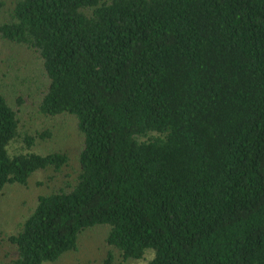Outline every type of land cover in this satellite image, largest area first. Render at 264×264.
I'll return each mask as SVG.
<instances>
[{
  "label": "trees",
  "instance_id": "obj_1",
  "mask_svg": "<svg viewBox=\"0 0 264 264\" xmlns=\"http://www.w3.org/2000/svg\"><path fill=\"white\" fill-rule=\"evenodd\" d=\"M0 39L41 69L37 111L82 136L73 182L37 195L5 264L56 262L97 225L142 264H264V0H16ZM27 83L0 90V199L68 162L35 150Z\"/></svg>",
  "mask_w": 264,
  "mask_h": 264
},
{
  "label": "rangeland",
  "instance_id": "obj_2",
  "mask_svg": "<svg viewBox=\"0 0 264 264\" xmlns=\"http://www.w3.org/2000/svg\"><path fill=\"white\" fill-rule=\"evenodd\" d=\"M15 1L0 0V21L9 18ZM30 64L25 51L19 50L16 53L15 48L0 39V90L13 93V83H22L24 77L30 79V83L26 84H30L27 88L22 84L24 101L20 104L21 118L29 132H48L44 140L35 145V150L43 153L63 151L68 156V162L59 171L46 169L34 172L25 185L16 183L17 185L5 187L0 199V264H5L16 256L14 247L4 241L5 236L19 228L20 222L35 203L37 195L56 191L73 182L78 170V154L82 144V136L73 116L63 114L45 117L37 111L36 90L37 85H42L43 77L41 69L34 64L31 66H35V78L26 76V68L28 67L29 71ZM108 231L106 225L84 230L79 234L73 250L64 253L56 262L45 264H103L108 253L113 256L111 264H142L144 259L122 258L118 250L107 243Z\"/></svg>",
  "mask_w": 264,
  "mask_h": 264
}]
</instances>
